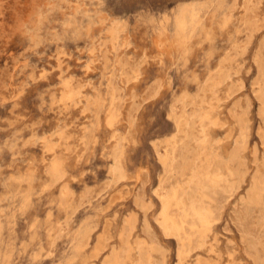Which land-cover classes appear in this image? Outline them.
Returning <instances> with one entry per match:
<instances>
[{
	"label": "rangeland",
	"instance_id": "rangeland-1",
	"mask_svg": "<svg viewBox=\"0 0 264 264\" xmlns=\"http://www.w3.org/2000/svg\"><path fill=\"white\" fill-rule=\"evenodd\" d=\"M262 43L264 0H0V264H181L162 198L202 169L194 114L233 186L185 264H260Z\"/></svg>",
	"mask_w": 264,
	"mask_h": 264
},
{
	"label": "bare ground",
	"instance_id": "bare-ground-1",
	"mask_svg": "<svg viewBox=\"0 0 264 264\" xmlns=\"http://www.w3.org/2000/svg\"><path fill=\"white\" fill-rule=\"evenodd\" d=\"M255 6H257V5H255ZM248 10L250 11V9H248ZM253 23H255V22H253ZM262 44H264V43H262ZM262 73L264 75V69H263ZM172 109H174V108H172ZM233 110H235V109H233ZM248 111H249V109H248ZM184 114H185V112H184ZM191 115H188V116H191ZM183 116L184 115L178 116V118L176 120V123H177V126L178 127L181 126V121H182L181 118H183ZM195 116H196V114L192 115V119H191L192 122H190V123H188V122L191 121V120L188 119V122H187V120L185 119L186 121H185L184 124H185V126L189 127L190 128V131H191V132H189V133L186 134L187 138L189 139V137H191V136L193 137L194 136L193 139H195V141L198 143V147H199L198 148V151L199 150H202L203 153L205 154V155L203 154V156H205V158L202 159L203 160L202 161V164L199 165V167L202 168V169L197 170L194 173V176L190 180L188 179L189 180V183H187V184H189L188 185V190H186L185 188H181V189H179V188L176 189L175 188L172 191V193L169 195L168 198H165V199L162 198L163 210L161 212H162V215H163V218H162L163 221L161 220L162 222L161 221L160 222H161L162 226L164 227V231L166 232V234H168V235L169 234H174L178 238L179 242L181 243V250L178 252L179 253V258H180L181 264H185V259L190 254V249H187V246L191 245V244H189V242L191 241L192 233H194V232L195 233H200V235H201L200 237H203L204 233L211 226L212 222L217 219V213L219 212V210L221 208V205H222L223 200L227 197L226 193L233 186V184H232L231 181H229L228 179L224 178V174L222 173V171H220V164L217 165V168H216V170H215L214 173H210V171L208 170V168L212 165V163H215L216 162L215 159L213 160L212 154L210 152H207V148H208V146H211V144L208 145V143H207V141L205 139V137L208 135V128L209 127H208L207 123L205 122L206 120L204 118L205 117L207 118L208 116L206 115V116H204V118L203 117H200L201 121L199 120L200 121L199 126L201 127V129H200V132H198V133H200V135H198V134L195 135L194 134V129H196L195 128L196 127V125H195L196 122L194 120L196 118ZM208 119H209V117H208ZM209 120H211V119H209ZM212 122H215V120H212ZM241 124L243 125V123H241ZM240 129H242V128H240ZM243 129H245V128H243ZM202 138H204V139H202ZM183 143L184 142H179L177 140V137L175 136L173 138V141L169 144L171 146L172 150L169 151V152L167 150V152H168L167 155H163V153H162V155H160L164 159V166H165L167 172L176 173V172H179L180 171V169H178L179 167L180 168H184L186 165H190L191 166L192 162H190L189 158L188 157H184L182 155V152H183V149L182 148H184V146L182 145ZM236 143L238 145V147H237L238 149H236V150H239V149L240 150H243V149L246 148L245 140H243L242 138H240L239 140H237ZM195 155H197V154H195ZM200 155H202V154H200ZM121 156H122V154H121ZM217 156L218 155H216V157ZM192 160H193V158H192ZM180 161H182V165L181 166L178 165L180 163ZM58 162H59V160H58ZM116 168H118V167H116ZM235 170H234V172H235ZM114 171H117V170L115 169ZM234 172L231 169H229L230 176H232L234 174ZM256 188H258V186ZM254 192L255 191H253L252 193L254 194ZM260 194H261V190L259 189V190H257L255 192V197H259ZM160 199H161V196H160ZM256 199L257 198H255V200ZM257 201H258V199H257ZM257 203L259 204V202H257ZM262 206H263L262 209L264 210V205H262ZM175 213L178 214V217L175 215ZM160 218H161V216H160ZM128 225H129V223H128ZM190 231H192L191 234H189ZM245 235L243 237V240H244V242L245 241L247 242V253H249L251 255L254 253L255 256L258 259V262H259V259H260V262H261L260 264H264V246L262 248H259L256 240L254 239V237L251 234L246 233ZM198 236L199 235L197 234V237ZM199 238H198V240H199ZM204 243H205V241H204ZM198 245H199V243H198ZM202 245L200 247H202ZM144 255H145V253H144ZM120 261H121V259L119 260V257H115V260H114L113 264H120ZM198 264H206V262H204L202 260H198ZM208 264H211V263H208Z\"/></svg>",
	"mask_w": 264,
	"mask_h": 264
}]
</instances>
